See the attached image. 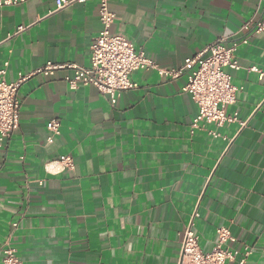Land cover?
<instances>
[{"label": "crops", "instance_id": "0c3cea01", "mask_svg": "<svg viewBox=\"0 0 264 264\" xmlns=\"http://www.w3.org/2000/svg\"><path fill=\"white\" fill-rule=\"evenodd\" d=\"M55 1L0 11L7 83L47 62L90 66L101 30L98 1L60 10ZM108 5L111 33L162 69L182 66L219 38L236 42L240 69H225L239 88L225 110L236 121L194 128L186 75L135 71L136 87L114 105L91 86L69 89V71L31 76L17 91L19 127L0 149V264L6 243L23 264H178L189 224L202 252L226 228L231 248H251L246 264H264V76L248 72L264 71V31L242 30L248 20L264 21V0ZM50 120L59 121V135L48 142ZM64 157L73 169L46 168Z\"/></svg>", "mask_w": 264, "mask_h": 264}, {"label": "built area", "instance_id": "2783aa9c", "mask_svg": "<svg viewBox=\"0 0 264 264\" xmlns=\"http://www.w3.org/2000/svg\"><path fill=\"white\" fill-rule=\"evenodd\" d=\"M27 0H0V11L5 7L16 6ZM98 1V18L101 30L90 45V66L87 68L72 64H52L47 62L43 67L29 75H19L17 80L7 83L4 71H0V149L5 146L14 131L19 127L20 101L17 97L19 87L31 76L42 74L51 76L57 71H69L71 75L64 78L69 89L78 86H91L101 94L109 96L112 105L121 93L135 88L129 76L138 70H153L160 76L170 80L186 75V83L182 92L190 96L197 108L193 121L196 128L199 123L222 127L236 121L235 116L226 114V107L233 105L239 88L231 82V76L225 69L237 71L240 69L235 57L236 42L227 45L226 38H219L206 46L196 55L186 58L178 68L162 69L142 52H136L133 45L123 36L111 33L115 15L109 9V0ZM84 0H56L57 9H63L73 3ZM19 27L17 32L22 31ZM248 34H260L264 31V21L248 20L242 26ZM246 44V40L241 41ZM248 72L264 76V71L252 66ZM49 133L48 142L59 135V121L50 120L46 123ZM216 136V135H214ZM49 167V168H48ZM51 171L73 169L72 159L64 157L54 164L46 166ZM196 214H194L195 216ZM16 227V224H13ZM235 242L230 231L226 228L217 230V239L213 248L204 253L201 251L198 237L191 229V224L184 230L178 264H246L251 255L247 245L241 248H231ZM1 264H23L17 251L10 244L1 249Z\"/></svg>", "mask_w": 264, "mask_h": 264}]
</instances>
